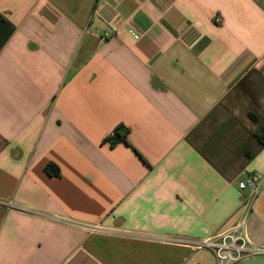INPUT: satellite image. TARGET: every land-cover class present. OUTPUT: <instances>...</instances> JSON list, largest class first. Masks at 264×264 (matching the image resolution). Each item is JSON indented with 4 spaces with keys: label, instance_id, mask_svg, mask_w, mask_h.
Here are the masks:
<instances>
[{
    "label": "crops",
    "instance_id": "crops-1",
    "mask_svg": "<svg viewBox=\"0 0 264 264\" xmlns=\"http://www.w3.org/2000/svg\"><path fill=\"white\" fill-rule=\"evenodd\" d=\"M262 127L264 0H0V264H218L254 175L264 246Z\"/></svg>",
    "mask_w": 264,
    "mask_h": 264
},
{
    "label": "built area",
    "instance_id": "built-area-1",
    "mask_svg": "<svg viewBox=\"0 0 264 264\" xmlns=\"http://www.w3.org/2000/svg\"><path fill=\"white\" fill-rule=\"evenodd\" d=\"M262 187L263 177L260 175L250 176L240 184L241 189H249V194L243 198L241 214L235 227L212 238L181 242L194 249L211 251L218 264H235L249 258L264 257V246L252 242L248 234L250 214Z\"/></svg>",
    "mask_w": 264,
    "mask_h": 264
},
{
    "label": "trees",
    "instance_id": "trees-1",
    "mask_svg": "<svg viewBox=\"0 0 264 264\" xmlns=\"http://www.w3.org/2000/svg\"><path fill=\"white\" fill-rule=\"evenodd\" d=\"M257 137L259 138L260 142L264 145V127H262L258 132H257ZM121 136L118 133V131H116L114 133V135L112 136L111 140L113 142H116L117 140H120ZM46 172L50 175H54V176H58L60 174L59 169L55 166V165H48L46 167Z\"/></svg>",
    "mask_w": 264,
    "mask_h": 264
}]
</instances>
